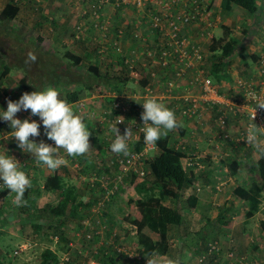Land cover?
Returning <instances> with one entry per match:
<instances>
[{
	"label": "rangeland",
	"instance_id": "1",
	"mask_svg": "<svg viewBox=\"0 0 264 264\" xmlns=\"http://www.w3.org/2000/svg\"><path fill=\"white\" fill-rule=\"evenodd\" d=\"M6 1L7 0H0V9L2 6H4ZM181 1L187 2L188 0ZM19 6L21 9L20 12L12 22H9L10 30L14 33V35H22L25 43H33V45L45 53V57L53 61H59L60 63L68 66L69 61L63 57V54L67 50L68 46L72 44L73 49L81 54L82 57V62L80 68L77 70V73L81 76L88 77L89 74L87 67L94 63V60L96 59L95 54H98L99 49L103 47V49L100 51V54L98 55L100 62L102 63L106 57V60L111 61L110 66L115 65V68L118 65L116 61L117 52H114V50H112L110 47L112 41L114 40L113 36L111 34H108L107 36L104 33V35H99L96 33L93 35L95 30L89 28L91 25H89L90 19L88 17L82 18V12L80 11L83 10L84 6L86 8L84 0H25L23 3H20ZM257 6L258 11H260L261 14L257 12L254 15H249L247 12H245V10H238L237 8L231 13L235 19L238 18L242 22L226 21L225 26L230 31L229 36L234 37L239 41V43H237V45L234 47V51L231 53V59L228 61V64L231 66L230 71H234L235 73V75L233 74L232 77H244L245 75L248 76L249 74L246 70H241L243 67H241L238 63L241 61L239 58L241 54L244 55L246 60L253 62L255 59L254 57L260 52L264 51V0H257ZM121 12L122 11H120V13ZM106 14L107 12L102 10V15L107 17ZM134 14L135 15L132 13L131 16H135L133 20H136L137 12L135 11ZM226 14L227 20L232 18V14L229 13V15L227 12ZM38 17L42 18V26H32L33 23L37 22L39 19ZM107 18L111 20L110 17ZM60 21L65 23L64 28L60 27ZM114 23L115 22L109 21L108 27L114 26ZM76 25L79 28L78 30H81L80 34L79 32H74ZM120 28L118 30H120ZM223 32V29L218 31L214 40L216 41L219 38H226ZM192 34L196 35L197 30H193ZM218 47L219 46L217 45V48ZM123 48L125 47H123V44L121 43V50ZM95 49L96 53L94 51ZM204 49L207 57L206 64L204 63L203 67L209 71L212 61L210 59V52L208 50L207 43H204ZM3 62H5L4 59H0V72ZM214 63H217V60ZM111 67L112 71H114L113 66ZM140 68H142V66ZM11 71V74L6 76L8 78L6 79L5 77L3 79L5 81V85L6 83L9 85V87L6 86L8 90L6 91V94H8L10 98L13 96L14 99H16L17 94L13 93L12 89L15 85L17 86L18 80L23 76V72L18 68H12ZM255 73L256 67L254 68V76ZM251 77L252 73L248 78L253 79ZM217 78L220 79V75L216 77L215 83L218 82ZM29 81L32 82L30 79ZM230 81L232 83V80ZM13 83L15 85H13ZM116 83L117 82L115 81H111V85H115ZM2 85L3 84L0 81V89L3 88ZM57 89L62 92L63 95H67L72 90H74V94H77L76 96H78V98L73 103L69 104L74 109L76 101H83L87 110L94 111V113H96V118L93 117L88 119L85 115L82 116L85 123L88 124L87 127L90 131V149L84 154V159L82 158L81 162H78L77 160L73 161L72 163L68 162L67 165H62L64 167L60 166L54 170H58L64 174L63 181L69 185H72L78 192L81 199H83V197L84 199H87L90 197V195L95 194V196H97L99 193L97 194L96 190H90L92 189V186H95V182L100 181L102 178L108 179V177H111L114 173H118L120 169L116 164V161H112V152L110 151V143L113 142L112 138L114 137L113 133L108 128L110 126L106 123L107 119L102 118L104 109L107 108V105H102L97 111L98 107L92 109L90 107V102L92 100H96L107 104V101L113 102L114 95L117 96V99L120 100L121 104L125 106L128 105L130 107L133 106L135 109L139 107V103H141L139 96L144 92L141 90V88L136 87L134 82L129 81L126 83V85L119 87V89L122 90L121 92H116L115 89L111 90L106 86L104 88L96 87L93 90H87L85 87L83 88L81 86L74 88L72 85L70 87L58 86ZM221 89L224 90L223 88ZM230 89L231 90L228 91V93L230 94V97H234L236 94L234 92V88H232V85L230 86ZM174 102V96H167L166 101L162 103H164L167 107H170ZM131 103H134L135 105H132ZM3 105L4 103L1 102V108ZM29 115L30 110H27L25 111V114L23 113L21 115V118H28L31 121L32 119L28 117ZM97 115H100V117ZM37 117L38 116H33V118ZM182 119L177 120L178 127L168 131L169 143L172 145L185 144L188 146H191V144L194 145L195 143L194 146L198 147L200 150L206 147V145L211 146V150L215 152L213 163H217L215 166V172L213 175H208L209 177H204L205 179L210 180L208 184H203L202 178L197 179L195 191L198 193V201L195 207H189L186 203V197L192 191L191 188L182 191L179 198L177 199L166 197L162 201L165 205L177 209L183 217L182 224L179 227H170L168 230L170 248L166 255L152 254L151 256H147L148 262H145L144 260L127 259L121 255V257L116 258L118 260H116L115 263L236 264L238 263L239 259H243L250 264H264V234L259 224L264 213V193L259 211L249 220H246L244 217V202L238 201L232 193V189L237 183L248 186L251 177H255L253 168L254 163L250 161L247 153L244 152L245 158L238 160L240 161V168L238 169V172L235 175L226 173L229 172V169L228 167L224 169L222 166L224 163L219 162L217 154L227 153L228 155H224L222 159H233L236 157L234 154L235 149H233L234 147L231 143L228 144L225 143V141L224 143L221 141L223 143L222 144L214 136L213 133L215 132L216 126L213 121V115L210 114L211 120L206 121L208 126L207 128L205 127L206 124H202L204 122L201 117L198 119L192 118L193 120H197L196 125L194 126L196 127V131L192 135L190 134L188 136L186 134H179L177 132L178 128L184 125ZM140 120V118H136L135 123H140ZM129 121L130 119L125 116L124 123L130 125ZM241 121V118L237 120L233 119V121L229 120L226 126L227 131L229 133H235L238 130ZM6 127L7 133L2 135V137H9L10 135L11 129L9 125ZM203 128H205V132L201 134V131L204 130ZM99 130L104 131L103 142L107 143L108 152L105 156L101 155L100 149L97 150V144H102L99 142L100 137L97 136L100 134ZM31 139L35 140V138ZM40 140H45V142L49 144L51 143L50 140L45 138L44 133L43 135L39 136V138L36 137L35 142H39ZM131 146L132 143L129 141V149ZM2 147L8 149V154L12 155L21 166L22 161L18 159L17 156H23V153L19 152L16 141H9L7 139ZM93 150H95L96 153H93ZM158 152V149L148 152L143 165L144 168L146 161L153 158V156L157 155ZM58 155L68 160V155L63 149L59 150ZM86 155L89 157L86 158ZM24 156L26 157L24 161L28 165L26 170H31L33 174L38 175L37 181L40 184L41 194L37 197L35 203L32 204L31 210H19L18 204L16 205L14 201L13 204L10 202H8V204L5 203V205L0 210V259L3 264L35 263L38 261L40 253L46 248L51 249L57 255L64 251V246L62 244L63 242H55V222L51 221L49 216H47L45 213L39 211L42 209L43 205L47 203L52 205L57 200V195L53 191V183L49 180V176L52 175L51 173H53L54 170H50L42 163H37L35 160H32L31 158H33V156L30 153ZM31 164H33L32 167ZM35 165H37L36 167L39 169H46V172H38V170L35 169ZM105 166L107 167L105 168ZM99 169H102L103 171L101 170L100 173L96 174ZM146 169V171H148L146 175L147 179H151V175L149 174V169L147 166ZM213 187L215 192H212L211 190ZM135 197L136 194L132 185L128 184L127 187L124 188L120 193L119 198L108 208V213L110 216L106 217V223L108 225L113 223V226L120 225L125 219V214L129 211L128 203ZM224 202H227L229 204L228 207L230 208H228L227 211L225 210L227 214L225 213V218H223V221H221L218 219L217 215L220 211V206H222ZM89 213L87 214L89 215ZM37 217L41 219L42 223L45 222L39 232H35L32 225V223H34L33 221H35V219L37 220ZM49 221L53 222V224L50 225V228ZM76 225L77 221L74 218H68L66 220L63 227L66 237H71V234L73 233L72 228ZM127 235L128 234H126V232L123 230L119 232L120 238H125ZM206 238L214 239V241L217 242V250H213L214 252L212 253L208 252L206 248H208V244L210 243L204 242ZM153 239L154 237L149 238L150 241H153ZM125 241L126 239L121 240L122 243ZM134 244L138 245L136 242V237ZM112 249L109 250V254H112ZM14 251L17 253L13 254ZM231 252L232 255L229 256L228 254ZM199 259L202 261H199Z\"/></svg>",
	"mask_w": 264,
	"mask_h": 264
},
{
	"label": "trees",
	"instance_id": "2",
	"mask_svg": "<svg viewBox=\"0 0 264 264\" xmlns=\"http://www.w3.org/2000/svg\"><path fill=\"white\" fill-rule=\"evenodd\" d=\"M84 2L86 4V8L84 6V14L82 15V18L88 17L90 19L89 25H91L89 28L95 30L93 35H95V33L99 35L104 33L107 36L108 34H112L113 39L116 38V33L120 27L117 28L115 25L108 27L109 21H112V18L110 17L111 20H109L106 16L102 15V10L106 11L109 7L112 10V13L115 14L120 12V10H125L128 6L133 8V12L137 10L136 6L122 2H120L118 5H115L114 2L108 3L105 0H102L101 2L99 0H84ZM20 3L21 2L16 3L13 0H7L4 6L0 9V59H4L5 61L1 65L0 81H2L3 78L7 76L8 72L12 70V68H18L23 72V76L18 80L17 88L20 90L24 89L26 92L40 90L48 86L70 87L71 85L74 88L77 86H81L83 88L85 87L87 90H93L96 87L104 88L106 86L111 90L115 89L116 92H121L122 90L119 89V87L126 85L128 81L134 82L138 88L149 83L150 81H153L150 71L154 72L156 76L161 79V81H167L171 78V76L172 78L175 77L176 71L172 67L174 66L173 63L171 65L168 64L169 68H166L165 70L170 73L164 75V69L162 68L163 66L160 64L156 65L152 61L147 63L148 69L143 67L138 69L140 71V78L135 79L131 77L128 64L124 62V57L127 55L126 53L130 52L135 47H141V45L137 44V42L133 39L132 42L134 41V46L128 49L123 48V51H120L116 54V61L118 65L115 68V65H111L113 66L114 71H112V67L110 66L111 61L106 60V57L102 63L100 62L98 57L99 53L97 54L95 49L94 51L96 54H94L96 59L94 60V63L87 67L89 74L88 80V77L81 76L77 73V70L80 68L82 62V57L81 54L73 49L72 44L68 46L67 50L63 54V57L69 61V65L66 66L59 61H53L45 57V53L33 45V43H25L22 35H14V33L10 30L9 22H12L17 16L20 10ZM232 6H238L250 15H254L257 12L261 14V12L258 11L257 0H220V8L222 10L229 11L231 10ZM147 8H150L153 11L151 4H147L144 7L145 10ZM142 17L144 18V13L142 14ZM76 27L77 25L75 26L74 32H79L80 34L81 30L79 31ZM224 31V35H228L226 38H219L216 41L213 40L212 43L208 44L210 59L212 61L210 64V78L214 83L217 76L220 75L221 78V75H224L225 69L228 66V61L231 57V53L234 51V47L238 43L237 39L229 36L227 28H224ZM153 36H155V33ZM217 45L219 46L218 48ZM110 47L113 50L114 47H112V44ZM261 53H264V51ZM31 55L35 56V60H31L29 58ZM206 57L204 61L205 64ZM254 58V65L256 67L260 64L258 63L259 58L258 56H255ZM216 60L217 63H214ZM244 77L245 78H239L249 79V76L246 77L245 75ZM29 79L32 80V82H30ZM254 79H258L257 73H255ZM111 81H115L117 83L115 85H111ZM221 90H218L219 94H223L228 98H231L228 91L226 93L224 90ZM4 94H6V89H0V95L2 96ZM76 95L74 94V90H72L69 94L63 96L69 103H73L78 98ZM111 103L112 102L107 101V104L104 103V105H107L106 107L110 108ZM131 104L135 105L134 103ZM131 108L133 109V106ZM125 115L128 117V119L134 120L132 123L135 124L137 115L133 111L128 110ZM80 116H84V114H81ZM176 118L180 117L176 115ZM215 126V132L213 133L214 136L217 138V140H219L220 143H224L225 140L222 138L221 128L217 124H215ZM108 128L112 131L111 127ZM126 128L129 127L126 123H124L123 130ZM131 130L133 131V129ZM99 131V142L102 144H97V150L100 149L101 155L105 156L108 152L107 143L103 142L104 131ZM182 133V131L179 132V134ZM218 134H220L219 137H217ZM131 143L132 146L130 147L129 151L139 152L144 144V135L141 134L138 141H132ZM225 143L230 144L228 141H225ZM194 145L188 146L183 144L184 149L177 147V144L172 145L169 143V133L167 132L166 135L162 136L155 143V149L152 151L158 149L159 152L157 155L153 156V158L146 161L145 168L143 167L144 176L138 178L134 173L129 172L126 178L127 184L132 185L136 197L128 203L129 211L125 214L124 218L125 220H129V222L136 227V242L140 248L138 250L140 255H166L170 248L168 230L170 227H179L182 224L183 217L181 213L177 209L165 205L162 201L166 197L177 199L179 198L182 191L191 188L192 191L187 195L186 203L189 207H195L198 201V193L195 191L196 184L194 181H197L198 178H202L203 184H208L210 182L209 179H205L208 176L207 174L209 170L207 171V169H205L203 166L197 167L195 164L197 159L194 160V158H192L193 164L190 166L182 162V159L186 156V154L192 153L193 150L197 148ZM233 149H235V158L219 159V162H223L225 166L227 165L229 172L226 173L235 175L240 168V161L238 160L242 159L243 156L241 155L239 148ZM95 150H93V153H96ZM244 152L247 153L250 161L254 163L253 168L255 177H251L248 186L237 183L232 189V193L238 201L244 202V217L246 220H249L259 211L260 205L262 203V196L264 193V151L258 148H247ZM83 157H85L84 154L79 156H68L69 161H67L69 163H72L75 160L81 162ZM88 157L89 156L86 155V158ZM146 166L149 169L151 179H147L146 175L148 171H146ZM195 166L197 170H195ZM27 167L28 165H25L24 169L22 170L25 171L30 178L31 186L26 189L23 196V202L18 205V209L21 211L31 210L32 204L35 203L37 197L41 194L40 184L35 178V174H33L31 170H26ZM106 167L107 166H105V168ZM38 170L43 171L39 168ZM101 170L102 169H99L96 174L100 173ZM51 174L52 175L49 176V180L53 183V191L57 195V200L52 205L49 203L43 205L42 209L39 211L45 213L47 216H49L51 221L55 222L56 232L54 237L57 238V242H63L62 244L64 246L65 252H71V246L69 243H72L73 241L68 239V237L65 236V232L63 231L66 220L68 218H74L77 221V225L72 228L73 233L78 231L84 233L86 231L81 230L82 226L78 221L82 220L88 215L87 213L90 212L91 205L99 200L103 201L105 205L113 204V198L115 199L117 195L116 197L105 200L103 197L104 194H102L104 191L101 188L100 183L96 181L95 186L90 190H96L97 194H99L97 196H95L96 194L90 195V197L87 199H84V197L81 199L75 188L63 181L64 174L62 172L54 170ZM119 189H121V187ZM122 190H119L118 193L122 192ZM211 190L212 192H215L214 187ZM13 201L15 202V193H12L7 188H0V210L5 205V203L8 204V202H10L13 204ZM228 205L229 204L227 202H224L222 206H220L221 208L217 216L221 221H223L226 211L228 208H230ZM104 214L105 218L110 216L107 212ZM51 221H49V228L50 225L53 224ZM33 222L34 223H32V225L35 232H39L45 223H42L41 219L38 217L37 220L35 219ZM259 224L264 234V213ZM110 227H113V223ZM123 231L127 232L128 229ZM73 233L71 234V237L73 236ZM150 237H154L153 241L149 240ZM93 242L94 241H90L88 243ZM204 242L212 243L215 241L214 239L206 238ZM74 252L76 253L72 262L79 264L81 253H77V250H74ZM89 256L98 261L100 264H116L115 262L118 260L116 257L104 254L103 249L100 248L96 254L89 252ZM56 262L57 254L51 249L46 248L40 253L38 261L32 264H55ZM0 264H3L1 259Z\"/></svg>",
	"mask_w": 264,
	"mask_h": 264
},
{
	"label": "built area",
	"instance_id": "3",
	"mask_svg": "<svg viewBox=\"0 0 264 264\" xmlns=\"http://www.w3.org/2000/svg\"><path fill=\"white\" fill-rule=\"evenodd\" d=\"M13 1L16 3L24 2V0ZM99 1L101 2L102 0ZM105 1L108 3L114 2L115 5H118L120 2L132 4L138 10H135L137 17L132 24V36L141 47H135L126 53L127 55L124 57V62L128 64L131 77L135 79L140 78V71L138 69L141 66L147 68L149 61L163 66L164 75L170 73L165 71L166 68H169V65L172 63L174 64L172 67L176 71L175 77L172 78L171 76L167 81H161L154 72L150 71L153 81L140 87L144 92L139 96L141 103L148 97L165 102L167 96H174L175 102L169 108L173 109L177 116L187 119H198L201 117L202 119L204 114H212L214 123L221 128L223 140L230 142L234 148H239L243 159L245 158L244 151L247 148L256 149L257 143L260 144L261 148H264V108L260 107L264 106V53H261L258 57V63H260L256 66L258 79L237 78L234 86L236 90L234 97L228 98L226 95L219 94L217 85L211 81L208 69L203 67L206 57L204 43L210 44L215 37L212 32V28L215 25L211 22L212 12L207 3L208 0H188L187 2L181 0ZM147 4H151L153 11L150 8L144 9ZM80 12L83 15L84 9ZM143 13L144 18L142 17ZM193 24L198 29L196 36L190 33V26ZM140 25H145L147 29L158 35L157 40L151 46L140 32ZM77 29L79 28L77 27ZM121 36L122 29L118 30L116 38L112 41L113 50L117 53L122 51ZM102 49L103 47L99 49V54ZM160 85L163 87H159ZM2 97L5 100H13L8 94H4ZM113 99L110 108L107 107L104 109V112L102 111V118L107 119L106 123L110 127L116 120L122 119L116 125L119 133L122 135L125 131L123 130L125 113L128 110L133 111L137 115V118L141 119L143 108L141 104L135 109L134 107L132 109L128 105L125 106L114 95ZM74 110L77 114H84L88 119L96 118V113L87 110L83 101H76ZM20 112L25 114V111ZM230 115L237 119H242L235 133H229L226 129ZM97 116L100 117V115ZM129 122L130 125L128 127L133 129L129 141H138L140 135H144L143 128L145 126L143 125V121L140 120V123L136 122L133 124V120L130 119ZM112 133L114 136L112 139L114 140L115 133L113 131ZM219 136L220 134L217 135V137ZM6 137L1 138V143H5L7 139L9 141L15 140L10 136ZM252 137H255V139H252ZM50 144L54 145V142L51 141ZM0 146L2 145L0 144ZM177 147L184 149L182 144H177ZM154 149V145H148L144 141L143 147L139 152L128 151L127 155L112 152V161H116L120 170L118 173H114L111 177H108V179L102 178L98 181L104 191L102 194H104L105 200L116 197V195L117 197L113 198V202L119 198L121 192L118 193V191H121L128 185L126 178L129 172L134 173L138 178L144 176L143 165L145 158L148 152ZM24 155L23 153V156H17L22 161L20 166L22 169L27 165L24 161L26 158ZM224 155L227 156L228 154L219 153L217 157L222 159ZM195 156V152L188 153L182 159V162L190 166L193 164L192 158L194 160L198 158ZM195 164L197 165L196 161ZM200 166L197 165V167ZM120 187L121 189H119ZM0 188L6 187L0 183ZM111 205H105L100 200L91 205L89 215L79 221V224L82 226L81 230L86 232H74L73 236L68 238L73 241L69 243L71 252H60L57 255V262L55 264H75L72 262L76 253L74 250H77V253H81L79 264H100L89 256V252L96 254L99 248L103 249L104 254L112 257L117 258L122 255L127 259L148 262L147 256L140 255L138 251L140 249L139 246L134 244L137 235L136 227L129 220L124 219L125 221L123 220L120 225L113 227H110L111 225L106 223L104 213H108V208ZM125 229H128L126 232L128 235L125 238H120L119 232ZM54 238L55 242H57V238ZM123 239H126V241L122 243L121 240ZM90 241L94 242L88 243ZM216 243L212 242L208 244V252L212 253L214 252L213 250H217ZM110 249H112V254H109ZM16 253L14 251L13 254ZM228 255L231 256L232 252ZM238 264L249 263L243 259H239Z\"/></svg>",
	"mask_w": 264,
	"mask_h": 264
},
{
	"label": "clouds",
	"instance_id": "4",
	"mask_svg": "<svg viewBox=\"0 0 264 264\" xmlns=\"http://www.w3.org/2000/svg\"><path fill=\"white\" fill-rule=\"evenodd\" d=\"M142 27H145V25L139 26L141 33ZM123 33L124 29H122V35ZM150 33L154 34L151 31ZM154 37L157 40L158 35L155 33ZM130 40H133L132 29ZM260 54L261 52L257 56L259 57ZM29 58L35 60L34 55ZM139 104L143 108L141 120L145 126L143 133L146 144L155 145L168 131L178 127L174 110L158 99L148 97ZM6 105V109H0V121L8 122L11 129L9 136L15 139L17 147L22 152L34 156L37 163H42L48 169L54 170L68 163L65 158L58 155L60 149H63L68 156H79L89 151L90 131L87 127L88 124L85 123L82 116L74 111L57 88L48 86L40 90L24 92L17 100H6ZM260 107L264 108V106ZM27 110H30V115L38 116L39 122L16 117L18 112ZM121 121L122 119L116 120L111 126L112 131L115 133V139L110 145V151L127 155L129 138L133 131L129 127L121 135L116 127L117 123ZM41 128L44 129L45 138L53 141L54 145L46 143L45 140L35 142L34 139H31L41 135ZM252 139H255V137H252ZM256 146L264 151L259 143ZM0 183L12 193H15V203L18 205L23 202L24 193L31 186V180L20 167V163L12 155H9L8 150L2 146H0Z\"/></svg>",
	"mask_w": 264,
	"mask_h": 264
},
{
	"label": "crops",
	"instance_id": "5",
	"mask_svg": "<svg viewBox=\"0 0 264 264\" xmlns=\"http://www.w3.org/2000/svg\"><path fill=\"white\" fill-rule=\"evenodd\" d=\"M208 6L211 8V12H212V16H211V22H212V24H214L215 25V27L214 28H212V32L214 33V36H216V34H217V32L218 31H220L221 29H223V31H224V28H226V26H225V24H226V21L227 22H232V21H239V22H242L240 19H235L234 18V16H233V14L231 13L232 11H235L237 8H238V10H240L241 8H239L238 6H232L231 7V10H229V11H224V10H222L221 8H220V0H208ZM3 7V6H2ZM1 7V8H2ZM21 10V9H20ZM20 10H19V12H20ZM242 10V9H241ZM112 10L108 7V9L106 10V12H107V17L109 16V17H111L112 18V22H115L114 23V25L118 28V27H121V29H124V33H123V35L121 36V43L123 44V47H125V49H128V48H131L132 47V45L133 44H135V43H133L130 39H131V28H132V23L135 21V20H133L134 18H135V16L133 17V16H131L132 15V13H133V15H135L134 14V10H133V8H131V7H127L125 10H123L121 13L120 12H118V13H112L111 12ZM121 11V10H120ZM18 12V13H19ZM226 12L229 14H232V18L231 19H226V17H227V14H226ZM246 12V11H245ZM229 14V15H230ZM246 14V13H245ZM248 14V13H247ZM250 15V14H249ZM39 18V17H38ZM42 18L40 17L38 20H37V22H35V23H33V25L32 26H34V27H40V26H42ZM60 27L61 28H64L65 27V23L63 22V21H60ZM197 26L196 25H191L190 26V33L192 34V31L193 30H197L198 31V29L196 28ZM219 29V30H218ZM141 30H142V34L146 37V39H147V41L149 42V43H154L155 42V37L150 33V31L148 30V29H145V27H142L141 28ZM228 32H229V35H230V31H229V29H228ZM223 33H225V31L223 32ZM112 35V34H111ZM193 35V34H192ZM197 35V34H196ZM196 35H194V36H196ZM113 36V35H112ZM111 36V37H112ZM225 36V35H224ZM228 36V35H227ZM226 36V37H227ZM238 41V40H237ZM129 42H131V43H129ZM238 43H239V41H238ZM204 51H205V49H204ZM243 54H241L240 55V60L241 61H239L238 63L240 64V66L241 67H243V69H241V70H246L249 74H248V76L249 75H251V73H252V77L251 78H253L254 79V68H255V60L253 61V62H250V61H248V60H246L245 59V57H244V55L242 56ZM230 59H231V57H230ZM247 63V64H246ZM251 67H252V71H251ZM230 69H231V66L228 64V66L226 67V69H225V73H224V75H221V78L220 79H218L217 81V83L216 84H218L217 85V87H218V89H219V91L221 90V88H223L224 89V91L226 90V91H230L231 89H230V86L232 85V88H234V92H235V94H236V90H235V83H236V80H237V78H239V76L237 77V76H234V77H232V75L234 74L235 75V73H234V71L232 72V71H230ZM11 70L8 72V74H7V76L9 75V74H11ZM232 77V78H231ZM247 77V76H246ZM8 77H6V79H7ZM243 78H245V77H243ZM230 80H232V83H231V81ZM2 82V87L4 88V86H5V89H6V91H8L7 90V88H6V86L7 87H9V85L6 83V85H5V81H4V79L1 81ZM13 85H15L14 83H13ZM159 87H163L162 85H160ZM55 88H57V87H55ZM13 91V93H16L17 94V97H16V99H14V97L12 98L11 97V99H13V100H17L20 96H21V94H23L24 92H26L24 89L23 90H20V89H18L17 88V86L15 85L14 86V88L12 89ZM222 91V90H221ZM225 91V92H226ZM9 93V92H8ZM227 93V92H226ZM62 95V94H61ZM63 96V95H62ZM1 102H3L4 103V105L2 106V108H1ZM102 105H104V103L102 104V102H99V101H96V100H92L91 102H90V107L92 108V109H94V108H97V111L99 110V107H101ZM6 101L2 98V96L0 95V109H6ZM23 113H20V112H18L17 114H16V117L17 118H20V119H22L21 118V115H22ZM29 118H31L32 120H39V117H37V118H33V116H28ZM236 117H234V116H229V119L230 120H232L233 121V119L234 120H237V119H235ZM178 119H182V118H178ZM177 119V120H178ZM202 120H203V122L204 123H202L203 125H205L207 122L206 121H210L211 119H210V114H204L203 115V118H202ZM182 121H183V126H181V127H179L178 128V130H177V132L179 133V132H183L182 134H186L187 136L188 135H192L195 131H196V127H194L195 125H196V121L197 120H193V119H187V118H183L182 119ZM230 124H231V122H230ZM9 124H8V122H6V121H0V144H1V137H2V135H4V134H6L7 133V127L6 126H8ZM202 125V126H203ZM194 127V128H193ZM205 127L207 128L208 126H207V124L205 125ZM201 128V127H200ZM204 130H202L201 131V134H203L204 132H205V128H203ZM43 133H44V129L43 128H41V135H43ZM40 135V136H41ZM98 136V135H97ZM191 137V136H190ZM39 138V137H38ZM35 140H36V138H35ZM2 145H4V143H2ZM183 145V144H182ZM191 146H192V144H191ZM196 148V147H195ZM8 150V149H7ZM19 152H21V153H24L25 155L26 154H28V153H26V152H22L20 149H19ZM193 152H195V154H196V156L195 157H198L197 158V165H201V166H203V167H205V169H207V171H208V174L207 175H213L214 174V172H215V166L217 165V163H213L214 162V153L215 152H213L212 150H211V146H208V145H206V147H204L203 149H198V147L195 149V150H193ZM16 153V152H15ZM14 154V153H13ZM32 160H35V162H37L36 161V159L34 158V156H33V158H31ZM36 164V163H35ZM33 166V164H31V167ZM37 165H35V169L36 170H38V168L36 167ZM223 167H224V169L227 167V165L225 166L224 164L222 165ZM46 170V169H45ZM45 170H43V171H45ZM195 170H197L196 169V166H195ZM43 171H39L38 170V172H40V173H43ZM46 172V171H45ZM212 172V173H211ZM35 176V178L36 179H38V175H34ZM207 177H209V176H207ZM195 182V184H196V181H194Z\"/></svg>",
	"mask_w": 264,
	"mask_h": 264
}]
</instances>
